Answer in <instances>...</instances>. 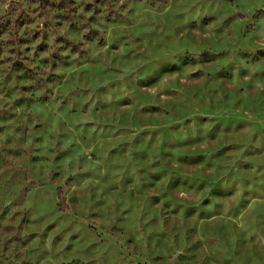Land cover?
Segmentation results:
<instances>
[{
	"label": "rangeland",
	"instance_id": "obj_1",
	"mask_svg": "<svg viewBox=\"0 0 264 264\" xmlns=\"http://www.w3.org/2000/svg\"><path fill=\"white\" fill-rule=\"evenodd\" d=\"M0 264H264V0H0Z\"/></svg>",
	"mask_w": 264,
	"mask_h": 264
}]
</instances>
